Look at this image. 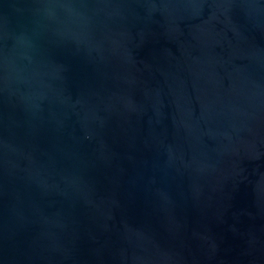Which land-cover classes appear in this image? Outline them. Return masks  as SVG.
Here are the masks:
<instances>
[{
	"label": "water",
	"instance_id": "water-1",
	"mask_svg": "<svg viewBox=\"0 0 264 264\" xmlns=\"http://www.w3.org/2000/svg\"><path fill=\"white\" fill-rule=\"evenodd\" d=\"M0 264H264V0H0Z\"/></svg>",
	"mask_w": 264,
	"mask_h": 264
}]
</instances>
